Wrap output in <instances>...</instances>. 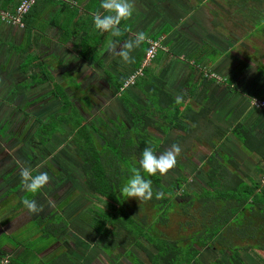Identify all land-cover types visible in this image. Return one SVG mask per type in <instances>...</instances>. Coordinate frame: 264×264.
<instances>
[{
    "label": "trees",
    "instance_id": "trees-1",
    "mask_svg": "<svg viewBox=\"0 0 264 264\" xmlns=\"http://www.w3.org/2000/svg\"><path fill=\"white\" fill-rule=\"evenodd\" d=\"M19 1L0 0V11L13 13ZM184 1L192 7L202 2ZM217 1L223 5L229 3L225 6L227 13L215 4L209 8L211 26L213 29L223 26L226 34L220 35L224 40L233 39L232 33L238 31L242 40L264 35V0ZM51 4L67 8L63 0H34L21 16L27 34L25 43L30 42V29L39 12ZM116 6L117 2L111 4L106 14ZM169 29L168 25L163 26L147 38L156 39ZM125 36V31H118V40ZM140 43L131 70L122 73L121 79L112 77L111 80L129 114L128 125L112 119H99L98 123L87 125L61 86L53 82L48 94L57 100L59 108L46 120L39 121L34 130L35 138L44 145L53 134L63 132L61 123L70 128L83 184L96 194L95 208H91L87 224L96 236L101 237L104 253L121 248L123 253L117 256L129 264H246L240 256L243 250L257 263L264 264V256L259 252L264 251V188L244 173L234 156L218 150L220 143L228 139V134L232 135L241 149L258 162L256 167L264 175V130L255 134L240 121L233 122L227 130L216 124L210 118L215 98L206 94L205 83L215 81V78L209 77L200 86L206 73L202 70L185 83L188 100L178 99L165 89V80L155 73L160 53L164 51L156 50L148 64L142 65L148 43L146 38ZM84 45L85 51L95 49ZM15 48L25 53L26 64L32 60L33 56L25 52L26 47ZM232 49H236L235 44L224 52L233 63L231 74L223 80L227 88L251 67L235 54L237 51L231 52ZM214 52L217 54L216 50ZM250 57L255 60L256 54L252 53ZM138 69L140 74L130 85L144 96V103L136 102L126 93L125 88L130 85L123 87V81ZM31 78L32 82H52L51 75L44 71L42 79L36 75ZM17 87L27 86L17 84ZM170 131L175 132L171 141L173 152L185 155L195 147L204 151L198 166L204 179L199 191L187 188L181 177L164 184L160 175L147 165ZM172 159L171 165L178 166L176 156ZM38 192V185L30 184L19 196V204L23 205ZM132 195H136L135 202L130 200ZM177 195L180 199H176ZM173 214L177 216V229L170 235L164 228ZM50 215L53 217L49 218ZM35 222L46 236L63 231L68 223L61 214L52 212L47 219L38 217ZM130 244L138 247L147 262L128 249ZM207 247L229 251L227 262L200 261L199 252Z\"/></svg>",
    "mask_w": 264,
    "mask_h": 264
},
{
    "label": "crops",
    "instance_id": "crops-1",
    "mask_svg": "<svg viewBox=\"0 0 264 264\" xmlns=\"http://www.w3.org/2000/svg\"><path fill=\"white\" fill-rule=\"evenodd\" d=\"M63 1L67 3V8L51 4L46 5L39 12L34 20V25L30 29L29 43H25L27 34L23 27L6 25L0 21L1 34L6 33L8 37H13V41L15 38H18L17 44L12 43L10 40L8 41L7 37L5 41L0 40V45L7 44L11 46L14 51L22 54L23 57L25 53L21 50L17 51L15 47L21 48V46H24L26 47L25 52L33 56L32 60L29 61V65H27L29 62L27 64L24 62V65L28 67L24 66L22 68L25 72L28 71L27 73L30 78L29 84L34 83L37 85L46 82H32L31 76L36 75L39 79H42L43 71L49 72L52 77V82L49 81L51 82V86L54 82L59 84L70 96L76 94L82 96V100L80 98L79 102L87 108L95 109V103L101 105V102L104 101V96L106 95L107 97L109 93L114 96L113 98L115 96L118 97V93L111 81L112 77L114 79H121L122 73H127L131 70V63L141 44L140 42L143 38L158 32L163 25L159 27H155V25L161 24L164 20H166L165 23L168 21L170 29L159 35L158 38L165 36L164 45L167 49L161 53V58L155 67V73L165 80V89L167 91L183 102H186L188 97L185 91V83L190 78L196 77L199 70L205 73L206 71L203 68L207 67L211 72L216 70L223 73L222 71L231 69L229 59L228 61L226 60L228 56L224 53L231 46H227L228 41H222V39L220 41L218 40L221 48L214 44L213 38L215 34L211 23L208 22L209 8L211 5L206 9V6L204 7L203 5L206 1H202L203 3L201 2L199 6L192 7L188 10L187 13L193 14V17H186L189 19L187 22H185L187 20L186 18L184 20L178 18L173 24L171 23V19H167V16H164L163 12H149L147 10L148 0L146 3L145 0ZM157 1H161V5L163 4L165 6L164 0ZM114 2H117V6L113 11L106 14L108 7ZM180 9L183 8L181 7ZM181 12H178V14H183L184 9ZM104 15L107 16L103 17ZM92 17L94 20L91 19ZM183 24H190L194 28L187 29ZM199 27L203 28L200 29ZM122 30L126 32V36L122 40H118V31ZM193 30L199 31V35L193 33ZM87 32L90 33L89 36ZM85 43L90 48H95L94 51L89 52L83 50L82 46H85ZM128 46L131 49L123 51V48ZM201 49L203 50L200 51ZM48 50L49 55L54 57L46 60ZM214 50L217 51V54ZM42 52L43 54H47L45 58L40 55ZM94 54L96 59L93 57ZM127 56L129 57L128 67H126L127 65L125 67H118L117 64H124L127 61ZM197 58H199V61H197ZM221 58H224V60L219 62ZM50 60L52 61L51 64ZM36 62L40 63V65L35 66L34 64ZM258 68L261 71L254 72L252 75L249 69L246 70L235 82L237 87L238 85L240 86L241 94L246 97V100L241 102H238L237 96H231L232 92H229L225 85L217 84L215 81L205 82L209 76L206 78L204 76L205 74L203 75L204 78L200 81V86L205 82L207 84L206 94L209 97L215 98V103L210 112V118L213 121L215 120L214 122L216 124L219 126L224 125L228 129L233 122L240 121L255 134H259L264 130V105L262 107L255 105V107H252L249 104V99L252 96H256L258 100L264 101V90L259 88L261 87L259 81L261 79L260 77H263L264 70L262 69L264 67L263 65H259ZM66 80L69 82L67 83ZM17 84L29 86L27 82L15 83L14 87L19 89L21 87H17ZM248 87L251 89H248ZM125 91L136 102H145L144 96L134 86L130 85L126 87ZM100 93H103L104 96H98L99 99L97 102L93 103L90 101L89 95L97 96ZM112 95L109 97L111 98ZM70 96L69 100L75 106ZM86 97L87 101H83ZM122 107L125 109L123 105ZM76 109L77 111L79 110L78 108ZM80 115L84 118L82 114ZM229 135L225 141L234 140L238 143L232 135ZM239 148L241 149L240 145ZM230 154L235 158L237 157L231 152ZM244 156L254 162L247 154H244ZM254 163L257 166L258 162L255 161ZM239 164L242 169V163ZM13 172L11 171L8 174L7 172L3 173L1 175L2 181L6 180V183L12 182L15 179V173ZM3 185L1 184V186ZM9 189L12 188H7L3 193V195L5 194L3 197H9L10 194H13L14 189L11 193H9ZM13 195L17 194L15 193ZM3 197H0L2 203V205L0 204V210L4 209L5 198ZM33 199H29L18 209H12L7 212L2 211L3 213L0 216V261L6 258V264H102L100 261L102 260V253L96 250V247L93 251V258L97 263L90 260L91 253L88 251L91 249V246L96 245H91L86 249L85 245L87 243L85 238L93 235L91 234L93 232H90L92 231L91 228L79 216L76 219L78 223L73 227L75 229L73 231H71L72 228L67 223L63 231L58 232L56 235L46 236L41 232V226L37 225L38 227L35 232L24 238H21L19 234L18 237H15L17 230L25 226V222L30 219L29 217H24L22 220L17 219V216L25 209L32 214L31 218L37 216L33 221L38 217L47 219L50 210L46 208L44 211L43 209L45 207L42 206L43 208L38 211L39 208H36L37 206L32 204L35 202H32ZM12 201L15 202L14 199ZM31 204L35 206V209L30 207ZM68 208L69 206H66L67 211ZM51 217L53 215L49 216V218ZM34 240H37L36 244L32 243V241L35 242ZM92 240L94 244L96 242L94 235ZM104 255L106 256L108 264H111L112 262L108 261L107 254ZM96 258H99V260ZM114 262L117 264V261Z\"/></svg>",
    "mask_w": 264,
    "mask_h": 264
},
{
    "label": "rangeland",
    "instance_id": "rangeland-1",
    "mask_svg": "<svg viewBox=\"0 0 264 264\" xmlns=\"http://www.w3.org/2000/svg\"><path fill=\"white\" fill-rule=\"evenodd\" d=\"M181 1L164 0L165 3L164 6L163 4L161 5V1L148 0L149 3L147 10L149 12L150 11L163 12L164 16H167V19H171V23L173 24L175 23V21H177L178 18L184 20L186 17H191V16L193 17V14L187 13L188 10L192 8V5L187 1L184 0ZM202 1H206L205 3L202 2L204 7L206 6V9H208L210 5L215 4L222 11H225V13H227V9L225 6L228 5L229 3L228 4L224 3L223 5L217 0H202ZM146 2L147 0H145V3ZM181 7L184 9L183 14H181L182 13L181 10H183L180 9ZM178 12H181L180 13L181 15H179ZM208 18H209L208 22L210 23L211 17L209 14H208ZM188 20L189 19H187L185 22H187ZM0 21L6 25H15L18 27H22L17 24H13L1 19ZM165 21L166 20H164L161 24L160 23L156 24L155 27H159L160 25L163 26L168 25V21L166 23ZM199 23L201 22L199 21ZM183 25L187 29L194 28L190 24L189 25L183 24ZM213 31L215 34V37L213 38V42L217 47L221 48L220 46L221 44H219V41L220 39H222L223 41L224 38L220 34H226V31L224 30L222 25L215 27ZM238 32L232 33L233 39L227 40L228 41L227 46L232 47L235 44V48L237 50L236 49L233 50L234 49L233 48L231 52L237 51L238 53L235 52V54L236 55L239 54L238 56L242 58V60H245V62L250 64V66L252 67L251 69H249L251 75L254 72L261 71V69H259L256 66V64L258 63L260 66L263 65L264 67V56L261 55V52L264 49V35L260 34L242 40L240 34H237ZM193 33L199 35L198 33L200 32L193 30ZM7 37L8 36L6 33L1 34L0 32L1 41H5ZM12 38L13 37H8L7 40L8 41L10 40L12 43L17 44L18 38H15L14 41ZM159 39L161 40V44L165 46L164 45L165 36H160ZM130 49L131 47L128 46L126 48H123V51ZM50 50L52 49L50 48ZM202 50L203 49H201V51ZM28 51H30V49H28ZM252 53L256 54L255 60L250 57V54ZM263 53L264 52H262V54ZM83 54L85 55V53ZM40 55L45 58L47 54L45 53L43 54L42 52ZM53 57L54 56L49 55V50H48V56H46V60L52 59ZM213 59H214V55H213ZM228 59H229V64L231 66L230 70L222 71L223 73L216 70L211 72L209 71V69H207V67H205L203 68L206 71L204 76L206 78H208L207 76L215 78V83L224 85L223 80H225V78L228 77V75L231 73L233 69V63L230 61L229 57H227L226 60L228 61ZM23 60H24L23 55L18 54V52L14 51V49H12L11 46L7 44L0 45V197L2 198L5 195V194L3 195V193L9 187L12 188L9 189L10 191L9 193H11L12 190L14 189L13 194L15 193L17 194V195L10 194L9 195L10 198L7 196L3 197L5 198V204L3 206L4 208L3 210L7 212L12 209H18L21 206V204H19L20 193H23V191L26 190L30 184H37L39 189V194L38 195L35 194L34 195L35 197L34 196L32 197V199L34 198L32 202L35 201L32 204L37 206L36 208H39L38 211H40L43 207H45L43 209L44 211L47 208V210H50V212H52L53 214H61L68 221L69 227L72 228L71 231H73L75 230L73 227H75V225H77L78 223L76 221L78 216L80 217L81 220L85 221V224H87V220L90 218L92 214L91 208L95 206L94 200L96 194L93 193L88 188H86L83 184V175L80 170V162L76 157V155L74 154V144L73 141L71 140V130L70 128H68V126H66L64 123L63 124L61 123L63 132L53 134L51 137L48 138L47 143L44 145L40 144L35 138L34 130L38 125L39 121L46 120L49 114H51L52 112L56 111L57 108H59L58 107L59 105L57 103V100L52 99L48 94L51 88V82L46 81L37 85H35L34 83L29 84L30 78L27 73L28 71L25 72V70H23L22 68L24 66L29 65L30 62L27 65H24ZM222 60H224V58H221L219 62ZM255 61L258 62L254 64ZM51 62L52 61L50 60V64ZM128 63H129V57L127 58V61L124 64H117V65L118 67H125L126 65H127L126 67H128ZM52 72L55 73V71L53 70ZM260 78L261 79L259 81V84H261V87L259 88H262L264 90L263 88L264 74L263 77ZM19 82H25V83L27 82L29 86L27 88L25 87H21L20 89L15 88L14 84ZM66 82L68 83L69 81L66 80ZM227 89L229 92L230 91L232 92L231 96L238 97L237 99L238 102L246 100V97L242 95L240 92V86L238 85L237 87L235 82ZM248 89L251 88L248 87ZM237 93L238 95H236ZM66 94L69 99L70 95L68 93ZM110 95L112 94L109 93L107 97L106 95L104 96L103 93L97 94V96L89 95L90 101L93 103L97 102V100L99 99L98 96H104V101L101 102V105H97V103H95L96 104L95 109L87 108L81 105L79 100L82 96H78L76 94V95H71L70 97H72L74 101L75 108H78L79 113L84 116V120L87 125L92 123L96 124L98 123L99 119L107 120L108 118H111L112 120L115 121L119 120L125 122L128 125L129 117L125 109H123L120 100L118 99L117 96L113 98L114 97L113 95L110 98L109 97ZM253 98H257V97L256 96L250 97L249 104L252 107H255L251 103ZM83 101H87V97ZM221 126L224 130H227L225 128L226 126L220 125V127ZM174 136H175L174 131H170L167 133V135L162 139V142L158 150L150 159L147 165L151 170H153L154 172L160 175L161 180L164 184L169 183L175 178L181 177L187 188L199 191L204 182V179L200 171V167L198 166L201 160L203 159L204 151L200 147H195L192 148L188 153L186 152L187 154L185 155H180V153L176 151L173 152L171 148V141L174 138ZM221 143H223V145H221ZM221 143L218 150L222 152H227L229 154L230 152L232 154H235L237 156L236 159L238 160V162L242 163V170L244 171V173L247 172L246 174L251 176L254 180L257 181V183L262 188H264L263 173H260V171H258L256 164L254 163L255 161L253 162L249 158H246L244 156V154L246 153L239 148L238 143H236L234 140H229V141L224 140ZM174 156H176V164H178L179 168L177 165H171V162L173 160L172 158H174ZM185 156L187 159H182ZM11 171H14L13 173H15L14 174L15 179L12 180V182L10 181L7 183L6 180L2 181L1 175L6 172L8 174ZM1 184L4 185L1 186ZM132 196L130 197V200L134 201L136 195H134L133 197ZM178 196L179 195H177L176 199H180V197ZM13 199L15 200V202L12 201ZM0 204L2 205L1 199H0ZM32 204L30 207L32 209H35V206ZM65 205L69 206L68 211ZM3 210H0V216L3 213L2 212ZM28 213H29L28 210L25 209L24 211L21 212L20 215L17 216V219L19 220H22L24 217H29L30 219H28V221L25 222L26 223L25 226H22L20 230H17V232L15 233V237L16 236L18 237L19 234L21 238H24L25 236L37 230L38 224H35L36 222L33 221L34 218L37 216L31 218L32 214L30 213L28 214ZM176 222H177L176 214L171 215L170 222L166 226V228H164V230L168 234L173 235L177 229ZM53 228H56V226L53 225ZM91 234H93L96 238V242L94 244L92 240L93 235L89 236L88 238H85L87 243L85 245L86 249H88L89 246L91 245H96V246H91V249L88 251L89 253H91L90 260L93 261L94 263H97V261L93 258L94 255L93 251L94 248L96 247L95 249L99 250L102 253V254L100 253L102 255L101 258L102 260H100L101 263L108 264V262L106 261V256L104 255L107 253H104V251L101 249V242H102L101 237L96 236L94 232ZM34 241L35 242L32 241V243L36 244L37 240ZM128 249L133 254H135L141 261L147 262L144 254L138 249L137 246L130 244L128 246ZM259 252L264 256L263 250H259ZM122 253H123V249L121 248L115 249L111 253L107 254L108 261L112 262L111 264H116L114 261H117V264H129L124 258H122L121 256L120 257L117 256V254L122 255ZM228 254L229 251L220 252L215 247H207V248H202L200 250L198 258L202 262H207L210 260H221L222 262H227ZM240 256L245 261L246 264H259L243 250L240 252ZM96 259L99 260V258Z\"/></svg>",
    "mask_w": 264,
    "mask_h": 264
},
{
    "label": "built area",
    "instance_id": "built-area-1",
    "mask_svg": "<svg viewBox=\"0 0 264 264\" xmlns=\"http://www.w3.org/2000/svg\"><path fill=\"white\" fill-rule=\"evenodd\" d=\"M33 2L34 0H20L13 13H7V12L0 11V19L13 23V24H17L19 26H22L20 18L28 10L29 6ZM146 41L148 43V48L146 49L144 53L142 65L148 64L150 59L155 54L156 50L160 49V50L165 51L167 49L165 46L161 44V40L159 38H156V39L146 38ZM139 74H140V69L132 73L127 79L123 81V87L130 85L133 82L134 78H136V76ZM251 103L258 107H262L264 105V101L258 100L257 98H253ZM6 263H7L6 258L0 261V264H6Z\"/></svg>",
    "mask_w": 264,
    "mask_h": 264
}]
</instances>
